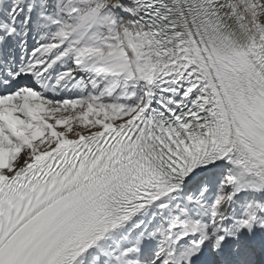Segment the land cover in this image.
<instances>
[{"label": "snow or ice", "instance_id": "obj_1", "mask_svg": "<svg viewBox=\"0 0 264 264\" xmlns=\"http://www.w3.org/2000/svg\"><path fill=\"white\" fill-rule=\"evenodd\" d=\"M0 264H264V0H0Z\"/></svg>", "mask_w": 264, "mask_h": 264}]
</instances>
